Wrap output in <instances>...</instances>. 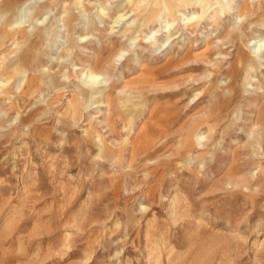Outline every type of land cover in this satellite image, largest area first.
<instances>
[{
    "label": "rangeland",
    "instance_id": "1",
    "mask_svg": "<svg viewBox=\"0 0 264 264\" xmlns=\"http://www.w3.org/2000/svg\"><path fill=\"white\" fill-rule=\"evenodd\" d=\"M52 1L0 0V264H264V0Z\"/></svg>",
    "mask_w": 264,
    "mask_h": 264
},
{
    "label": "bare ground",
    "instance_id": "2",
    "mask_svg": "<svg viewBox=\"0 0 264 264\" xmlns=\"http://www.w3.org/2000/svg\"><path fill=\"white\" fill-rule=\"evenodd\" d=\"M131 1H133V0H131ZM196 1L197 0H138V1L135 2V4H140V6H144L145 7V9L142 10V12L144 14L141 17V20H142V23L141 24L143 26V25L146 24V22H147L148 19H150V22L151 23L157 22V20L160 17L161 13L163 15V13L165 11L167 12V15L170 18L177 19V14H178L177 9H179V8L181 9L183 7H187L188 5L193 4ZM254 1L255 0H244V3L243 4L241 3V5L238 8V17L239 18H242L243 16H246L248 14H252V16L254 15V11H255V9L258 6ZM142 2H145L147 5H143ZM51 3H54V1L51 0ZM135 4H134L133 7H135ZM210 4H211V1H207V5L205 6V9H204L202 15L201 16H198V17L188 18V21L192 20V22L194 24H195L196 21L197 22L202 21L209 14V11L211 10V5ZM147 8H152V14L149 17L146 14ZM45 10H49V8L47 7L46 3H44V5H42V6L36 5L33 8V12H32V14H30L29 17H32L31 18L32 21L38 20V19H40L39 18V15L41 13H43ZM100 10H102V9H100ZM225 10H226V8H225ZM219 16H220V10L218 9V10H216L214 12V15H213L214 21L217 20ZM26 17H28V14H24V18H26ZM3 19H6L8 21V23H10V25H9L10 27H12L14 25H21L23 23V20H24L23 17H21L20 14L19 15L17 14V15H14V16H10V14H8V13H6L4 15V18ZM119 19H121V17L118 18V21H119ZM38 22H39V20H38ZM188 24H190V26H191L192 23L189 22ZM194 24H193V26H194ZM53 27H54V25H53ZM259 28H261V29L264 30V18L262 19V21L260 23H253L251 21V23L249 25V28L247 29V31H245V34L244 35L249 36V33L251 31L252 32H255ZM35 29H37V28H35ZM59 33H61V31ZM16 34H17V31H13V30L9 31V30H7L6 33H5L4 40H6L8 37H11V38L15 39L16 38ZM36 44H37L36 52H38L39 51V48H40V46H41L42 43L40 41V42H36ZM66 46H67V44H64V47H66ZM250 46L252 47L251 53H249V54L242 53L239 56V58L237 59V62H236L237 64H235V67H230L229 68V71H228V80L230 82L231 81H235L237 78H239V76H240L239 74L241 73L242 68H243V66L245 64H246V66H248L247 76H246L245 81H247V79H249V74H250L251 71H254V70L256 71V70L260 69V67L263 65V62H264V58H263L264 57V38L263 37L258 38L256 41L252 42L250 44ZM66 52H67V50H66ZM18 59L19 58H13L10 63H12L14 67L17 66L18 64H21L20 59L19 60ZM58 59H60V57H58ZM29 71H31V70H29ZM29 71L28 72L25 71L23 73V74H25V77H24L25 79H23L24 80L23 82H19L18 83V87L19 88L22 87L26 83L27 77L29 75ZM21 72H22V70H21ZM89 79H90L89 82L91 84H93V83H99V82L101 83V81H102L101 76L94 69H92L90 71V78ZM219 90H220V87L216 91H219ZM233 94H234L233 88H228L224 92V100L226 101V99H228L229 97H232ZM86 95H87V93L85 91H82L81 92V97H85ZM76 98L77 99H80L79 95H76ZM86 103H87L86 104V108H88V106H89L88 100H86ZM71 104H72V107H74L76 111H78V109L82 105L81 102H78V104H75L74 102H71ZM165 116L167 117L166 119H169L170 118V114H167ZM191 134H192L190 136L191 138L188 141L189 142L190 141L191 142L193 141L194 144L199 143V139L197 138V133L196 132H193ZM258 144L261 145V142L258 141ZM194 160H197V159H193V158L191 159V161H194ZM198 162L199 163L195 165L197 167H199V165H202L204 167V166H206L208 164V160H204L203 163H201L200 161H198Z\"/></svg>",
    "mask_w": 264,
    "mask_h": 264
}]
</instances>
